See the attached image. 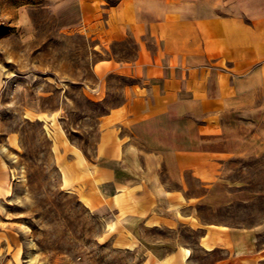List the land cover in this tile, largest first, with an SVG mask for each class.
<instances>
[{"label": "crops", "instance_id": "0c3cea01", "mask_svg": "<svg viewBox=\"0 0 264 264\" xmlns=\"http://www.w3.org/2000/svg\"><path fill=\"white\" fill-rule=\"evenodd\" d=\"M103 5L66 0L107 41L136 44L133 57L96 64L134 82L102 121L96 159L75 149L62 159L63 183L127 248L139 246V224H185L202 231L206 251H226L218 264H264V222L236 227L198 214L246 201L248 183L228 175L230 163L264 157V0H119L102 27ZM5 76L0 66V92ZM9 177L0 152V199ZM192 251L151 249L145 264H190Z\"/></svg>", "mask_w": 264, "mask_h": 264}, {"label": "rangeland", "instance_id": "374dc122", "mask_svg": "<svg viewBox=\"0 0 264 264\" xmlns=\"http://www.w3.org/2000/svg\"><path fill=\"white\" fill-rule=\"evenodd\" d=\"M106 8L117 0H103ZM81 23L66 0H0V152L9 189L0 199V264H145L144 253L192 248L190 264H218L223 249L200 246V229L136 227L139 246H124L117 231L87 208L62 180L71 149L90 160L102 121L127 97L134 80L117 70L100 74L103 60L131 58L130 39L106 40ZM231 178L248 190L227 206L198 207L204 222L252 227L264 222V157L230 163ZM242 197V196H241Z\"/></svg>", "mask_w": 264, "mask_h": 264}, {"label": "trees", "instance_id": "16d2710c", "mask_svg": "<svg viewBox=\"0 0 264 264\" xmlns=\"http://www.w3.org/2000/svg\"><path fill=\"white\" fill-rule=\"evenodd\" d=\"M118 1H119V0H117L116 2H112V3H110V6L117 4Z\"/></svg>", "mask_w": 264, "mask_h": 264}]
</instances>
